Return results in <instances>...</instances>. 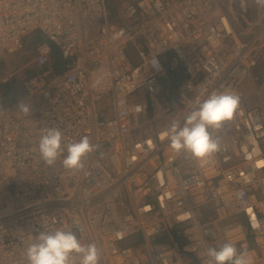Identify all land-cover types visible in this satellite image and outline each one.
<instances>
[{"label":"built area","instance_id":"2783aa9c","mask_svg":"<svg viewBox=\"0 0 264 264\" xmlns=\"http://www.w3.org/2000/svg\"><path fill=\"white\" fill-rule=\"evenodd\" d=\"M237 15L247 34L217 0H0V59L35 34L49 43L20 97L0 98V264H28V246L58 228L96 243L99 264H213L208 249L227 241L264 264V86L252 84L257 99L243 88L264 18ZM226 90L240 107L210 129L219 149H171V125ZM49 128L63 134L51 166L39 152ZM84 136V167L64 168Z\"/></svg>","mask_w":264,"mask_h":264},{"label":"clouds","instance_id":"9594fccd","mask_svg":"<svg viewBox=\"0 0 264 264\" xmlns=\"http://www.w3.org/2000/svg\"><path fill=\"white\" fill-rule=\"evenodd\" d=\"M240 107V96L231 91L214 92L185 118L183 125L173 123L165 136L175 152L187 151L196 158L216 152L220 147L218 138H214L211 128L219 129L226 122L234 119ZM18 111L28 114V103L21 101ZM63 134L58 128H49L39 141V152L44 162L54 165L62 151ZM88 136L67 145V155L63 159L66 169H82L84 157L94 150ZM208 256L213 264H250L245 252L227 241L219 248H209ZM28 264H74V257H79V264H99L100 251L96 243L83 244L72 231L62 228L54 232H41L36 242L31 243L26 251Z\"/></svg>","mask_w":264,"mask_h":264},{"label":"rangeland","instance_id":"374dc122","mask_svg":"<svg viewBox=\"0 0 264 264\" xmlns=\"http://www.w3.org/2000/svg\"><path fill=\"white\" fill-rule=\"evenodd\" d=\"M110 1L113 2L114 0ZM217 1L225 10H227L228 13L232 12L233 16L240 23H238L237 27L239 28L240 25L242 32L245 34H247L248 31L244 30V23L238 19V12H245V18L253 25V27L257 22H260L264 18V0ZM108 7L111 9L109 2ZM111 11L113 12V10ZM39 39L44 41L46 44H49L48 41L41 36V34H35L30 39L26 40L24 48L17 54L11 56L10 58L0 59V98L3 104H8L20 97L25 81L39 71V69L33 68L36 52L41 45L35 42ZM128 52L131 60L135 62L136 54L133 44L129 45ZM254 71H257L258 75L260 74L261 76H256L253 72L252 80H247L246 84L243 85V88L245 91H251L254 93L257 99L256 90L252 87V84L254 83L256 88L264 86V58L262 59V63L260 65L258 64ZM6 77L10 78V83H4L2 81ZM254 77L257 78V81Z\"/></svg>","mask_w":264,"mask_h":264},{"label":"trees","instance_id":"16d2710c","mask_svg":"<svg viewBox=\"0 0 264 264\" xmlns=\"http://www.w3.org/2000/svg\"><path fill=\"white\" fill-rule=\"evenodd\" d=\"M238 14L240 15L241 14V12H238ZM238 28V27H237ZM31 38V37H30ZM29 38V39H30ZM36 41V40H35ZM41 42H44V41H42V40H38V41H36L35 43H39V44H43V43H41ZM34 43V44H35ZM45 43V42H44ZM52 47V52H53V57L56 59V64H58V65H60V64H62V62L60 61V53H59V51H58V49L55 47V46H53V45H51Z\"/></svg>","mask_w":264,"mask_h":264},{"label":"crops","instance_id":"0c3cea01","mask_svg":"<svg viewBox=\"0 0 264 264\" xmlns=\"http://www.w3.org/2000/svg\"><path fill=\"white\" fill-rule=\"evenodd\" d=\"M258 57H259L258 64L260 65L262 63V59L264 58V49L260 52V54H259ZM254 73H255L256 76H259L260 75V74L258 75V72L257 71H254ZM254 78L257 81V78L256 77H254Z\"/></svg>","mask_w":264,"mask_h":264},{"label":"bare ground","instance_id":"6f19581e","mask_svg":"<svg viewBox=\"0 0 264 264\" xmlns=\"http://www.w3.org/2000/svg\"><path fill=\"white\" fill-rule=\"evenodd\" d=\"M227 14V13H226ZM231 17H229V19H230ZM224 20H226V19H224Z\"/></svg>","mask_w":264,"mask_h":264}]
</instances>
